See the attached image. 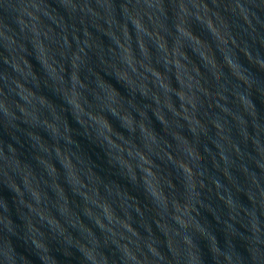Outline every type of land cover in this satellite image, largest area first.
Listing matches in <instances>:
<instances>
[{
  "label": "water",
  "instance_id": "obj_1",
  "mask_svg": "<svg viewBox=\"0 0 264 264\" xmlns=\"http://www.w3.org/2000/svg\"><path fill=\"white\" fill-rule=\"evenodd\" d=\"M0 264H264V0H0Z\"/></svg>",
  "mask_w": 264,
  "mask_h": 264
}]
</instances>
